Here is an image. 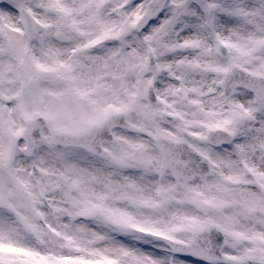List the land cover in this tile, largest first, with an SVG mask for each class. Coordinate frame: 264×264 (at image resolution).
<instances>
[{
  "label": "snow or ice",
  "instance_id": "snow-or-ice-1",
  "mask_svg": "<svg viewBox=\"0 0 264 264\" xmlns=\"http://www.w3.org/2000/svg\"><path fill=\"white\" fill-rule=\"evenodd\" d=\"M0 264H264V0H0Z\"/></svg>",
  "mask_w": 264,
  "mask_h": 264
}]
</instances>
